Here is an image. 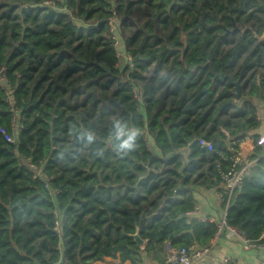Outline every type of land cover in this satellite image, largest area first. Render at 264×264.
Returning <instances> with one entry per match:
<instances>
[{
	"label": "trees",
	"instance_id": "obj_1",
	"mask_svg": "<svg viewBox=\"0 0 264 264\" xmlns=\"http://www.w3.org/2000/svg\"><path fill=\"white\" fill-rule=\"evenodd\" d=\"M6 1L0 69L11 85L0 87V264H142L151 253L161 264L165 243L210 246L222 218L200 223L187 214L198 189L219 186L217 165L227 169L221 158L245 137L255 163L231 197L222 191L225 225L264 244V145L255 134L256 112H264V43L255 39L264 34V0H147L150 22L121 57L108 21L124 0L119 7ZM127 5L128 12L135 4ZM245 26L241 36L228 35ZM153 64L156 79L145 81ZM227 74L243 84L241 99L222 84ZM6 91L21 130L12 127Z\"/></svg>",
	"mask_w": 264,
	"mask_h": 264
},
{
	"label": "built area",
	"instance_id": "obj_2",
	"mask_svg": "<svg viewBox=\"0 0 264 264\" xmlns=\"http://www.w3.org/2000/svg\"><path fill=\"white\" fill-rule=\"evenodd\" d=\"M45 5L50 6L51 3L46 2ZM25 8H29L28 6H25ZM116 12L113 13V17L108 21L109 25L111 26V32H112V25L115 22ZM113 46L116 48V53L118 57H121L123 55H120L118 52L119 49V42L116 38L113 37ZM128 60L132 62V59L128 57ZM261 80L260 75L257 76V82L259 83ZM11 85V81L8 77V72L6 68L0 69V87L6 88ZM137 92V90H136ZM7 95V103L10 107V111L12 113V127L13 129L18 128L21 130L23 128V121L19 119L20 110L17 109L9 96L8 91H6ZM260 112H256L257 119L259 121L262 120V117H260ZM135 135H138V133H134ZM146 138L145 134H140ZM8 140L12 143H16V137L12 136V138H8ZM240 141L235 142L231 145V152L233 155L231 158H225L222 157L221 161L228 163V168L224 169L220 164L217 165V170L220 178L219 187L222 188V190H219L217 192L218 200L224 204V197L223 192L228 193L229 196L235 192L238 191L246 181V179L250 175V171L252 166L255 163V160H250L247 158H244L239 150H235L236 143H239ZM203 146H206L209 150H212V145L210 143H206L204 141H201ZM259 145H264V133L260 135L258 140ZM28 167L30 170H33L36 172L35 178H40L44 182L47 181V176L44 175L37 166L29 163ZM46 188L49 190L48 184H46ZM223 191V192H222ZM58 191H53L51 194H57ZM229 207V201L226 204L224 208V215L222 218V222L219 225L218 234L215 237H217L224 231L227 230L232 235L236 236L240 240H242L245 243L246 249H263L264 250V244H259L258 242H249L246 241L244 236L236 229L227 227L225 225V217L227 215V209ZM264 214V212H263ZM55 215L58 216L57 212H55ZM190 220L205 223V222H211L215 223L216 218L210 217V216H202L201 215V209L197 205L195 209L187 214ZM57 232L59 233V229L57 226ZM264 238V233L262 234V237ZM214 239V240H215ZM212 246H198L196 244H192L188 247H182V248H175L170 243H165L164 245V254H165V264H246L244 262H241L236 257L232 256H213L212 254Z\"/></svg>",
	"mask_w": 264,
	"mask_h": 264
},
{
	"label": "crops",
	"instance_id": "obj_3",
	"mask_svg": "<svg viewBox=\"0 0 264 264\" xmlns=\"http://www.w3.org/2000/svg\"><path fill=\"white\" fill-rule=\"evenodd\" d=\"M247 29V26L243 27L241 30H234L228 33L229 36L235 35L239 33V36ZM257 103V102H256ZM257 106L259 108L262 107V103L258 101ZM262 109V108H261ZM260 109V117H262L261 123L262 126L260 127L259 131L255 134H263L264 133V112ZM239 151L244 158L251 159V155L254 149L253 140L250 137H245L243 141L238 143ZM222 190L219 186L213 189H198L195 195L197 205L201 209L202 216L214 215L218 214L220 218H223L224 215V204H222L218 200L217 192ZM212 246V254L213 256H232L236 257L241 262L246 264H264V250L263 249H246L245 243L237 238L236 236L229 233L227 230L221 233L217 239H213L211 242ZM96 264H121L117 259H105L102 263ZM130 264V263H124ZM142 264H160L154 256V253L151 254H144L143 255V262ZM161 264H165L161 263Z\"/></svg>",
	"mask_w": 264,
	"mask_h": 264
},
{
	"label": "rangeland",
	"instance_id": "obj_4",
	"mask_svg": "<svg viewBox=\"0 0 264 264\" xmlns=\"http://www.w3.org/2000/svg\"><path fill=\"white\" fill-rule=\"evenodd\" d=\"M2 2H7L6 0H1ZM127 2V4H135L134 7L129 10L128 12L125 10V8L128 6L126 4H124V11L122 13L119 14L116 13L114 19L115 22L112 25V36L114 38H116L119 42L118 46V52L120 55H124L125 51H127L129 49L128 43H127V39L130 36H133L136 33H139L141 30H143L145 28L146 24H149L150 22V18H151V12L149 10V8L147 7V5L145 4L147 0H142V4L138 5L136 3V0H124V2ZM123 2V3H124ZM117 7H119L121 5L119 0H116V4ZM87 24L92 25L93 21H88ZM251 26V25H249ZM249 26H247V28H250ZM162 32H158L157 33V37L161 38L162 36ZM164 72H160L158 75L163 76ZM156 75H157V69L155 67V65L153 64L147 73H143L142 77L145 79V81L148 80H152L155 81L156 79ZM232 77V74H227L225 76H222L223 80H221L222 84H225L226 82H228L230 80V78ZM138 84L142 85L141 82H138ZM242 84V83H241ZM243 86V84H242ZM114 87L110 88V91H112ZM222 90V89H221ZM243 94V91H242ZM167 96V95H166ZM242 97V95H241ZM240 97V99H241ZM78 102L81 104L82 103V96H80L78 98ZM148 140L149 145H150V149L155 151L153 148V143L152 141Z\"/></svg>",
	"mask_w": 264,
	"mask_h": 264
},
{
	"label": "water",
	"instance_id": "obj_5",
	"mask_svg": "<svg viewBox=\"0 0 264 264\" xmlns=\"http://www.w3.org/2000/svg\"><path fill=\"white\" fill-rule=\"evenodd\" d=\"M255 39L258 40V42L264 43V34L262 36L255 35ZM220 79L223 80L222 76H220ZM230 85H232L235 88V96L236 99H240L243 91V86L240 81H232L231 79L229 80ZM137 244L139 246H143L145 242L140 238L138 234L132 236ZM116 258V257H115Z\"/></svg>",
	"mask_w": 264,
	"mask_h": 264
},
{
	"label": "clouds",
	"instance_id": "obj_6",
	"mask_svg": "<svg viewBox=\"0 0 264 264\" xmlns=\"http://www.w3.org/2000/svg\"><path fill=\"white\" fill-rule=\"evenodd\" d=\"M124 147L128 148V149H131V150L135 149V145L130 143V142H125Z\"/></svg>",
	"mask_w": 264,
	"mask_h": 264
}]
</instances>
